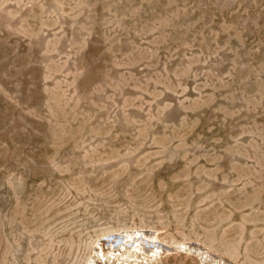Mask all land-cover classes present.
I'll use <instances>...</instances> for the list:
<instances>
[{"label": "rangeland", "instance_id": "obj_1", "mask_svg": "<svg viewBox=\"0 0 264 264\" xmlns=\"http://www.w3.org/2000/svg\"><path fill=\"white\" fill-rule=\"evenodd\" d=\"M91 259L264 264V0H0V264Z\"/></svg>", "mask_w": 264, "mask_h": 264}, {"label": "bare ground", "instance_id": "obj_2", "mask_svg": "<svg viewBox=\"0 0 264 264\" xmlns=\"http://www.w3.org/2000/svg\"><path fill=\"white\" fill-rule=\"evenodd\" d=\"M118 231V230H117ZM127 231V230H126ZM117 232L114 234H109L106 237L107 245L111 247L110 253L111 257H115L116 251L121 248L125 251L126 255L131 257V255L127 254L129 251L134 252H141L142 254L146 255L148 258H156L158 256V253L160 249H165L166 246H164L157 238L156 235L153 232H142V231H134L132 233L129 232ZM111 233V232H110ZM102 238V237H101ZM162 241V240H161ZM103 243V242H102ZM186 243V242H185ZM101 244V243H100ZM105 244V243H104ZM173 245V244H172ZM178 245V244H177ZM198 245V244H196ZM102 246V245H101ZM96 247V246H94ZM103 247V246H102ZM184 247V246H183ZM99 248V247H98ZM101 248V247H100ZM178 248V247H177ZM181 248V247H180ZM187 248V247H186ZM185 248V249H186ZM196 252L200 249L194 246L193 248ZM204 249V248H203ZM106 250V249H105ZM109 250V249H108ZM129 250V251H128ZM201 250V249H200ZM202 251V250H201ZM171 252V251H170ZM194 252V251H193ZM195 252V253H196ZM203 252V251H202ZM201 252V254H202ZM99 257H106V253L104 252V249L96 250V252H93ZM192 253V252H191ZM209 254V253H208ZM193 255V254H192ZM94 256V255H93ZM110 256V255H108ZM210 256V255H209ZM144 257V256H143ZM204 258V257H203ZM202 258V261H203ZM209 258V257H208ZM157 259V258H156ZM146 260V259H145ZM153 260V259H152ZM206 260V259H205ZM210 260V259H209ZM214 260V258L212 259ZM208 261V260H207ZM211 261V260H210ZM208 261V263L210 262ZM155 262V261H152ZM158 262V261H157ZM214 262V261H213ZM96 261L94 259H91L89 264H95ZM105 263V262H104ZM117 263V262H116ZM120 264V263H119ZM150 264V263H149ZM217 264V262L215 263Z\"/></svg>", "mask_w": 264, "mask_h": 264}]
</instances>
